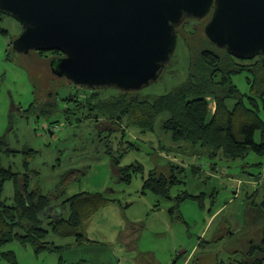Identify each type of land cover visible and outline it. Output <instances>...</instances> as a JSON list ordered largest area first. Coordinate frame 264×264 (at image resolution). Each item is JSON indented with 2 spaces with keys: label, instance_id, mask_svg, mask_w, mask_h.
Returning <instances> with one entry per match:
<instances>
[{
  "label": "rangeland",
  "instance_id": "obj_1",
  "mask_svg": "<svg viewBox=\"0 0 264 264\" xmlns=\"http://www.w3.org/2000/svg\"><path fill=\"white\" fill-rule=\"evenodd\" d=\"M210 19L211 14L185 24L170 63L157 81L138 91L141 95L168 93L187 79L191 60L189 47L195 50L208 45L204 29ZM21 32L22 25L17 20L7 15L2 17L0 182H3V199L8 204L16 202L17 190L21 187L24 192L23 175L26 174L33 178L32 187L50 195L52 202L55 196L60 197L57 207L64 198L85 191L104 192L118 199L120 204L115 205L121 209L120 215L126 221V227L120 233L121 239L124 234V243L115 247L111 244L114 233L109 231L112 223H108L114 221V214L101 212L92 220L99 218V224L105 222V238L77 244L75 237L60 236L53 231L50 220L58 217V213L49 217L51 214L47 209L42 213L44 221L38 225L49 230L47 240L61 248L37 253L31 245L24 246L14 240L0 249V264H12L2 255L6 251L15 253L17 264H120L122 249L119 247L128 256L135 254L131 259L141 264H185L190 254L192 260L189 264H234L243 260L245 251L252 244L259 243L262 236L264 218L260 206L264 200V189L255 193L257 187L241 184L240 179L245 183L252 175H263L264 156L251 152L236 160L222 157L213 160L207 155L194 160L177 150L180 144L173 142L171 134L162 128L167 113L159 116L155 129L151 131H142L124 123L125 135L124 130L104 122L102 118V122L91 119L87 103H82L93 99L92 90L52 73L50 63L53 55L41 59L42 56L34 51L19 53L13 46L12 50L11 43ZM247 76L248 73H237L232 77L242 92L249 91ZM208 99L210 108L215 111L214 99ZM261 115L264 119L263 109ZM111 148L114 155L123 154L120 166L140 162L145 167V175L152 168L160 169L171 164L160 155L162 150L174 153L170 154L171 158L184 169L189 168V162L195 163L199 167L198 172L193 174L189 170L186 184L175 186L172 195L186 189L206 192L208 203L211 201L212 205L216 198L215 207L224 205V211L210 220L205 236L200 238L205 223L199 203L193 199L181 202L184 219H174L169 211L172 202L161 199L152 191L143 193L142 173L135 174L130 182L121 179L109 152ZM213 163L218 165L216 169H213L216 167ZM2 169L19 173V185L15 179L4 180ZM175 173L179 175L180 172ZM62 210L59 212L63 213ZM102 214L103 220L100 219ZM101 231L97 228L98 234ZM124 263L127 264V260Z\"/></svg>",
  "mask_w": 264,
  "mask_h": 264
},
{
  "label": "trees",
  "instance_id": "obj_2",
  "mask_svg": "<svg viewBox=\"0 0 264 264\" xmlns=\"http://www.w3.org/2000/svg\"><path fill=\"white\" fill-rule=\"evenodd\" d=\"M3 16L0 13V20ZM190 20L187 18L178 27L180 38L185 24ZM185 41L189 46V41ZM205 41L208 43L205 47L195 50L189 47L191 60L188 77L168 93L143 96L138 91L91 89L93 99L82 105L87 103L91 119L99 122L102 118L105 120L102 121L124 130V135V123L142 131H151L155 129L159 116L167 113L162 128L171 134L173 142L180 144L176 149L194 160L200 155H207L213 160L220 157L236 160L245 158L251 152L264 156V119L261 115V109L264 110V55L243 60L217 47L209 39ZM34 52L42 56L41 59L48 55H53L52 60L63 56L59 50ZM237 73H248V92H242L233 82L232 77ZM209 97L214 99L215 111L210 108ZM109 152L121 179L130 182L135 174L142 173L143 193L152 191L161 199L172 202L169 211L174 219H184L180 204L187 199H193L203 207L208 196L206 192L194 195L184 190L177 196L171 193L175 186L186 184L189 176L187 169L168 164L164 168H152L145 175L142 163L120 166L123 154L114 155L113 148ZM213 165L216 166L213 169L218 167L216 163ZM191 167L188 168L190 172L196 174L199 167L195 163ZM175 172L180 173L177 175ZM2 173L4 180L15 179L19 185V173L11 169H2ZM252 176L245 183L239 178L241 184L249 183L257 187L255 193L261 192L264 189V174ZM23 179L24 192L21 187L17 190L14 204H8L3 199V182H0V249L14 240L24 246L31 245L37 253L60 249L61 246L47 240L49 230L38 225L44 221L42 213L51 208L52 203H60V197L55 196L52 202L50 195L44 194L38 187H32V177L25 174ZM215 199L212 206H215ZM111 203L120 204L118 199L104 192L74 194L61 201L60 207L64 211L51 219L50 224L56 234L75 237L77 244L91 243L86 234L87 226L96 214ZM260 210L264 218V200ZM245 252L244 259L234 264L264 263V225L259 243L252 244ZM2 255L12 264H17L13 251L2 252Z\"/></svg>",
  "mask_w": 264,
  "mask_h": 264
},
{
  "label": "water",
  "instance_id": "obj_3",
  "mask_svg": "<svg viewBox=\"0 0 264 264\" xmlns=\"http://www.w3.org/2000/svg\"><path fill=\"white\" fill-rule=\"evenodd\" d=\"M22 25L19 53L59 50L53 73L89 89L139 91L157 81L185 19H204L217 47L243 60L264 55V0H0Z\"/></svg>",
  "mask_w": 264,
  "mask_h": 264
},
{
  "label": "crops",
  "instance_id": "obj_4",
  "mask_svg": "<svg viewBox=\"0 0 264 264\" xmlns=\"http://www.w3.org/2000/svg\"><path fill=\"white\" fill-rule=\"evenodd\" d=\"M160 152V151H159ZM166 154H168V155H166ZM170 154H174V153H169V152H166L165 150H162L161 152H160V155L162 156V157H164V158H166V159H168V161H169V163H171V164H174V165H178V164H175V159L174 158H171V156H170ZM183 160H185V159H183ZM185 162H186V160H185ZM187 163V162H186ZM190 164H187L188 166H189V169L191 168V165H193L192 164V162H189ZM178 166H181V165H178ZM189 169H187L188 171H189ZM186 190H188L189 191V193H191V194H194V195H197V194H199V192H197V191H190L189 189H186ZM184 191V190H183ZM215 192V191H214ZM179 194V193H178ZM177 194V195H178ZM174 196H177V195H175V194H173ZM207 198H208V196H207ZM115 199V198H114ZM115 204H117V203H114V204H111V205H109V206H107V207H105L104 209H102L99 213H98V215L102 212L103 214L105 213V214H110V213H113L114 214V221H112V222H108L109 224H111V225H109L110 227H109V231L111 230V231H113V233H114V236H113V239L112 240H114V241H111V244H114L115 245V247H117L116 245H119V246H121V244H122V242L124 243V234H122V239H121V237H120V233H122V231L125 229V224H126V221H124V219L121 217V215H120V211H121V209L119 208V207H117ZM204 204V206L203 207H201L199 204H198V208H199V210L201 211V213H202V215H203V218H204V226H205V229L203 230V232H202V235H201V237L200 238H202L203 236H205V234H206V232H207V230H208V228H209V223H210V220H212L216 215H218V213H220V212H223L224 211V209H223V207H224V205H222L221 207H215V206H212L211 205V201L208 203V201L205 199V202L203 203ZM57 205H58V203H54L53 205H52V207L51 208H49L48 210L50 211V216L49 217H51V216H53V215H55V214H57V213H60L59 212V210H61V207H57ZM171 205V204H170ZM122 207V206H121ZM62 212H63V210H62ZM208 214H207V213ZM102 214V216H101V220H103L104 219V215ZM97 215V216H98ZM49 217H47V218H49ZM169 218V216H166V219H168ZM96 218H94L90 223H89V225H88V228H87V237L90 239V240H92L93 242L96 240V238H98V239H100V237L101 238H105L104 237V234H105V228H106V224H105V222H101L100 224H99V222H97V220L99 219V218H97V220H95ZM105 219H108V220H110L107 216H105ZM167 222V224H169V222L168 221H166ZM97 228H99V229H101L102 231L99 233L100 234V236L99 237H97L99 234L97 233ZM98 234V235H97ZM120 240H122V241H119ZM103 243H106V241L104 240H101ZM118 241V242H117ZM120 249H122V250H120ZM119 250H120V252H121V254H122V257H120V264H125L124 262H125V260H127V264H141V263H139L138 261H134V260H132L131 258H135V254H132L131 256H128L127 255V253H125V250H123V248L122 247H119ZM115 251H118L117 249H115ZM115 251H113V254L115 255ZM192 260V254H190L187 258H186V260H185V264H189V262Z\"/></svg>",
  "mask_w": 264,
  "mask_h": 264
},
{
  "label": "flooded vegetation",
  "instance_id": "obj_5",
  "mask_svg": "<svg viewBox=\"0 0 264 264\" xmlns=\"http://www.w3.org/2000/svg\"><path fill=\"white\" fill-rule=\"evenodd\" d=\"M186 20V19H185ZM194 20H197V19H194Z\"/></svg>",
  "mask_w": 264,
  "mask_h": 264
}]
</instances>
